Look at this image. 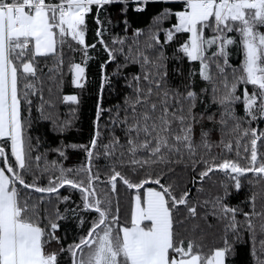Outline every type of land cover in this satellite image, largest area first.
I'll use <instances>...</instances> for the list:
<instances>
[{"label":"snow or ice","instance_id":"6c2138e0","mask_svg":"<svg viewBox=\"0 0 264 264\" xmlns=\"http://www.w3.org/2000/svg\"><path fill=\"white\" fill-rule=\"evenodd\" d=\"M0 264H264V0H0Z\"/></svg>","mask_w":264,"mask_h":264},{"label":"trees","instance_id":"16d2710c","mask_svg":"<svg viewBox=\"0 0 264 264\" xmlns=\"http://www.w3.org/2000/svg\"><path fill=\"white\" fill-rule=\"evenodd\" d=\"M172 7H175V5H170ZM160 8L159 5H149L148 11L145 14H135L133 15V19L138 22V26L144 27L145 25L150 23L151 16L158 11ZM131 35V33H129ZM239 54H236L232 57V60L237 59ZM91 70L89 73V90L84 94V103L82 104L79 113L77 114V117H73L72 111H71V105L60 103L57 101V107L54 112V115L59 118V120H73V127L66 133L59 134L54 131H52V126L48 121H36L33 120L31 128L28 130L29 134L33 137L39 136L40 137V147L39 151L41 153H45L46 151V160L47 162H51L52 160L59 161L60 158L54 151H51L52 148L57 147L61 142H67V143H84L87 141L89 137V124L91 117L93 115V107H94V100L93 97L96 93L97 87H98V77H97V68L95 64L90 65ZM69 76H65V83L63 87V93H69L73 91H78L74 89L69 84ZM56 88H53V98L55 99L56 96L60 95ZM47 97V93H46ZM114 102V99L105 94V103H111ZM33 115L35 116V111L33 112ZM35 143V141H33ZM83 154L79 152V150H68V159L63 161V164L65 167L77 165L80 162L83 161ZM45 163V160L42 159L41 165ZM257 191H259V186L256 188ZM64 194H69L65 192L64 189H61ZM73 198L75 197V194L73 193ZM128 206V193L121 189V208L122 212L127 209ZM208 232V235L206 237V244L208 246H212L214 243H216V238L213 235V230L208 229L206 230Z\"/></svg>","mask_w":264,"mask_h":264},{"label":"rangeland","instance_id":"374dc122","mask_svg":"<svg viewBox=\"0 0 264 264\" xmlns=\"http://www.w3.org/2000/svg\"><path fill=\"white\" fill-rule=\"evenodd\" d=\"M238 58H239V56H238ZM238 58H237V59H235V60H232V62H236V61L238 60Z\"/></svg>","mask_w":264,"mask_h":264}]
</instances>
